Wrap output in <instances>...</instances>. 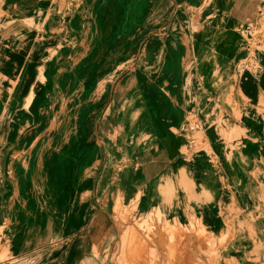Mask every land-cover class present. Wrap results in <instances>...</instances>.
<instances>
[{
	"label": "rangeland",
	"instance_id": "1",
	"mask_svg": "<svg viewBox=\"0 0 264 264\" xmlns=\"http://www.w3.org/2000/svg\"><path fill=\"white\" fill-rule=\"evenodd\" d=\"M231 1L0 0V16L14 25L3 31L0 24V66L5 67L0 68L5 77L0 90L12 101L9 117L0 108V157L10 124L15 132L13 145L15 138L16 143L24 139L28 151L37 149L33 141L54 140L44 131L55 117L45 116L47 110L57 103L51 81L42 86L46 97L38 108L39 116L25 114L29 125L18 132L21 122L13 113L22 105L14 96L26 81L23 103L32 99L46 57L40 53L31 60L20 51L23 48L14 36L31 37L34 44L28 48L37 50L41 31L53 25L60 31L53 32L56 36L48 54L71 44L74 50L68 56L74 61L67 65L76 67L85 59L81 66L89 67L98 57L88 56L96 55L100 46L107 55L121 34L132 29L142 33L133 49L121 44L132 53L123 58L119 52L113 60L116 70H102L93 78L91 87L85 89L86 101L79 99L81 88L72 99L71 136L75 141L79 136L76 113L87 102L90 120L83 135L97 144V161L91 166L87 186L69 197L76 200L75 206L83 207L85 216L82 213L75 219L77 213L68 214L70 221L59 224L68 199L52 203L51 190L40 185L42 174L28 166L12 188L1 169L0 264H97L99 259L111 264L114 253L113 264H122L127 229L132 250L140 244L136 234H144L143 264H226L225 259L229 264H264V1L237 4L243 11L240 18L232 16L238 22L229 29L224 17L230 14L227 6ZM3 2L17 11H8ZM208 42L205 54L213 58L203 61L205 55L195 46ZM170 48L177 50L176 62L171 60ZM71 71L62 68L63 74ZM109 72L112 74L107 75ZM70 77L74 80L76 72ZM145 80L160 91L165 109L163 118L161 114L158 118L170 124L162 130L154 126V117L149 118L152 100L144 98ZM172 90L178 92L177 97ZM78 99L79 107L75 104ZM34 130L39 134L34 136ZM31 156H26V164L31 163ZM124 177L139 181L124 189L118 185ZM190 182L196 187L192 198L183 193ZM8 196L15 201L11 210ZM141 214L145 217L138 220ZM12 215L18 218L10 222ZM99 216L129 226L114 242L109 240L112 233L90 239V229L100 222L95 221ZM48 220H55L54 226L47 224L32 236V227ZM195 236H200V254L193 249ZM179 258L190 260L182 263Z\"/></svg>",
	"mask_w": 264,
	"mask_h": 264
},
{
	"label": "bare ground",
	"instance_id": "2",
	"mask_svg": "<svg viewBox=\"0 0 264 264\" xmlns=\"http://www.w3.org/2000/svg\"><path fill=\"white\" fill-rule=\"evenodd\" d=\"M1 5L9 7L8 11H17L13 6H9L6 3H1ZM20 3H18L19 7ZM227 8L230 10V14L225 13L224 17V26L231 29L232 24H237L238 20H236L233 17H239V12L243 11L239 5H237V0H232L230 3H228ZM233 10L235 11V14L232 15ZM20 11V9L18 10ZM233 16V17H232ZM2 21H0L1 27L4 30V27L11 29L12 26L14 25H8V23H12L8 17L0 16ZM9 19V20H4V19ZM29 18V17H27ZM240 18V17H239ZM20 23L17 21L16 24ZM43 23H38V25H42ZM235 26V25H233ZM130 27L126 28L125 31H128ZM58 30L60 31L59 28L53 26V25H48L44 30L41 31L40 36L38 37V41L36 44L40 45L37 50H29L28 45L34 44L32 38L24 39L19 36H14L12 39L16 40V43L18 46L23 48L22 52L27 53V57H32L31 60H33L38 54L43 53L45 54V59L42 61V66L40 70H43L39 74V85L36 87L35 93L32 91V99H28L27 104L26 101L23 103V97L26 95V90L28 89V85L26 81L24 83H20L19 86H21L18 90L19 93L15 94L14 98L17 99L20 102V106L17 110L14 111V117H18L20 120L21 124H19L18 127V132L19 134L21 133L23 128H26L29 123L26 122V119L28 116H25V114H28L29 112L34 113L35 117L36 114L39 116L38 108L41 107V105L44 104V98L46 97V93L44 92L42 86L48 84L49 81H51V84L53 85L55 83V91H56V96H57V103L55 108H50L48 109V114L50 115H55L54 120L51 125H49L50 129V136L54 138L53 141L51 139H47V142L44 140H41V143H37L36 141H33L34 146L37 147L36 150L33 151H28L26 148H24V143L25 140L16 143V138H15V145H13V134H12V124L8 126L6 129V138H5V144L2 147L4 149V153H1L2 156L0 157V171L3 168V172L5 173L6 179L9 180L8 183H10L11 187L14 188L16 187L17 184V176L27 172L29 169L27 168L28 166L32 167L33 169L37 170L40 174H42V180H41V187L44 189L45 185H47V190L50 191L48 194L51 195V200L52 203L54 200L58 199H63L66 197L68 199L67 203V211L63 209V216L61 217V220H59V224L61 221H70V217L68 216L77 213L74 215V218L77 219L82 213L85 216L84 209L81 205H76V200L69 199V197H74L80 193V191L87 186V183L89 182L88 176L91 173V166L93 163L97 161V154H96V145L94 144V140L90 138L88 135H83V131L89 128V122L90 118V107L88 103L86 102V105L80 107L79 111L76 113V120L78 121L79 129L76 130L78 132L79 130V136L77 140L75 141L74 138L71 136V132H74L72 130L73 126V114H72V99L74 96H76V91H78L79 88L81 93H80V100L84 102L85 97H86V90H88L89 87H91L92 80L93 78H96V76L100 75V72L103 70V73L105 70L108 69H115L113 65V60L116 58L117 54L121 52L122 57L124 58L126 54H131L128 53L127 50L123 49L121 47V44L123 46L128 45V49L134 48V45L136 43V38L139 37V35L142 36V33L139 31H135V29L130 30L126 34H121L120 37H118L113 43L112 50L110 53H107V55H104L103 52V47L100 46L96 55L94 56H88L90 59L94 57H98V61L92 63L89 67L81 66L83 62H85V59L74 66H68L67 64L71 63L72 58L68 56V53L73 51L74 45H71L67 48H59L58 51L54 52L52 55H49V49H47L52 43H54V39L56 36V33L53 34L54 31ZM37 32V31H36ZM35 32V33H36ZM34 33V34H35ZM212 35V34H211ZM9 36V33L7 34ZM34 39V38H33ZM211 42H208L205 45L200 46L199 48L195 46V50L199 53L205 55V59L203 61H210L213 56L210 54H205L210 48ZM126 47V46H125ZM45 48V49H44ZM40 50V51H39ZM77 51V50H75ZM74 51V52H75ZM148 49L144 50V55L147 53ZM170 57L172 58L171 60L176 62L178 59L177 55V50L170 48ZM200 54H197V57H200ZM43 58V56H42ZM69 58L71 61H69ZM88 60V59H87ZM65 61V64H64ZM79 62V61H78ZM2 70H4L5 67L0 66ZM62 68H69L71 69V73L73 71L76 72V77L75 79H71L70 75L71 73L63 74L62 73ZM66 70V69H65ZM112 74L109 72L107 75ZM106 75V77H107ZM5 79L4 76L0 74V85H2V81ZM16 79V78H15ZM81 81L86 87L84 88L81 84ZM23 81V79H21ZM20 80V81H21ZM105 80V77H104ZM171 83V82H170ZM17 84V81H16ZM38 84V83H37ZM173 83L170 84V88L172 87ZM24 86V88H23ZM142 86L144 87V98L152 100L153 104L155 102V105L148 106V115L149 118L152 116L154 117V126H156V129L162 130V128L167 127L170 125L167 123V121L159 120L158 116L160 115L161 118H163L164 109L165 107L164 104L161 101L160 98V91L158 88L154 85L149 80H145L142 83ZM32 87V86H31ZM30 87V88H31ZM29 88V90H30ZM86 89V90H85ZM170 91V90H169ZM0 108L4 112H8L3 114L5 117H9L10 115V110L12 109V101L9 103L8 99V93L5 91L0 90ZM171 94L175 97H177L178 92L172 90ZM76 100L75 104L77 107L80 106L81 101ZM149 100V102H150ZM86 101V100H85ZM17 102V101H15ZM30 109L29 111H26V107ZM9 105V106H7ZM33 105V107H32ZM32 107V109H31ZM151 108V110H149ZM151 115V116H150ZM159 116V117H160ZM36 134H34L35 136ZM49 136V137H50ZM19 140L20 137H19ZM28 140V138L26 139ZM29 142V141H28ZM42 142H45V146L42 145ZM26 150V152H25ZM32 154L31 156V163L26 164L27 158L26 156ZM25 155L26 159H23V156ZM162 154L159 155L161 157ZM37 159V165L35 166V162ZM19 172V173H18ZM0 174H2L0 172ZM186 180H189V176H185ZM139 179L138 178H133V182L131 181V178L129 177H124L120 178L118 181V185L124 187V189H128V187L138 183ZM196 190V187L192 186V182H190L189 187H184V192L186 195L192 198L194 192ZM7 191L8 194L12 193V190L10 189L9 186H7ZM73 191V192H72ZM153 193H150V197L152 198ZM141 197V195H140ZM3 197H0V200H2ZM70 200V201H69ZM88 200V199H85ZM6 201V200H5ZM9 201V202H8ZM8 206L9 209L11 210L12 205L15 203L14 200H11L10 197L8 196ZM140 205H142V201L140 202ZM85 206V205H84ZM14 208V207H13ZM60 211L62 209H59ZM9 214V212H8ZM136 217H138V211L136 210ZM142 217L144 218L145 215L141 214V217L138 220H141ZM11 221L12 222L14 219V216H11ZM103 217L99 216L96 217L95 221H100L96 224H93L91 229H90V236H88L90 239H100L104 238L105 235H109L112 233V237L109 238L110 242H114L118 233L120 234L122 230H126L127 222H121L117 221L116 219L115 222L109 223L108 220H102ZM54 221L55 220H48V223L43 222L41 225L39 224L37 227L35 226L34 228L32 227L31 229V234L32 236H36L39 234L38 231H43L48 224L49 227L54 226ZM139 229V228H138ZM126 237L124 238V241L126 243V248L124 249V256L125 258L123 259L122 264H143L144 263V254H145V249L144 247L146 244L142 242V235H144L141 232H138L136 234L137 240H139L140 244L135 246V248L132 250L130 247L132 238L130 234V229L126 230ZM156 236H160V234H156ZM191 238V237H190ZM200 236H195L193 240V249H195L199 254H200V242H199ZM17 240V239H14ZM145 242H148L145 239ZM223 254V252H222ZM220 253V255H222ZM223 256V255H222ZM115 257L116 254L114 253L112 256V261L111 264H113V261L115 262ZM182 263H185L190 260V258H179ZM225 263L229 264V261L225 259ZM97 264H106L105 260L99 259L97 261Z\"/></svg>",
	"mask_w": 264,
	"mask_h": 264
},
{
	"label": "crops",
	"instance_id": "3",
	"mask_svg": "<svg viewBox=\"0 0 264 264\" xmlns=\"http://www.w3.org/2000/svg\"><path fill=\"white\" fill-rule=\"evenodd\" d=\"M245 1H246V0H242L240 3H237V4H241V5H242V4H245ZM263 1H264V0H263ZM251 4H252V3H250L249 5H251ZM46 112H47V111H46ZM33 114H34V113H33ZM45 116H47V117L50 118V119H53V115H50V116H49L48 112H47V114H46ZM50 121H51V120H50ZM37 130H38L39 132H41V130H39V129H37ZM44 131L46 132V133H45L46 135H49V134H50L51 131H50L48 125L44 128ZM75 132H76V131H75ZM83 132H84V134H86L85 131H83ZM14 133H15V132L12 131V134H13V135H14ZM34 133H35V134H39V133L36 132L35 130H34ZM76 134H77V132H76ZM13 137H15V136H13ZM5 138H6V133H5V136L3 137V140H2L3 143H5ZM45 140H47V139H45ZM46 142H47V141H46ZM17 143H18V141H17ZM95 145H97V144H95ZM36 165H37V163H36ZM36 165H35V166H36ZM73 214H74V213H73Z\"/></svg>",
	"mask_w": 264,
	"mask_h": 264
}]
</instances>
